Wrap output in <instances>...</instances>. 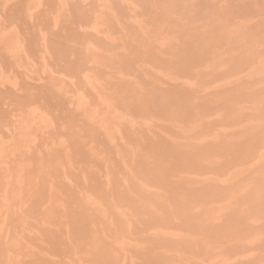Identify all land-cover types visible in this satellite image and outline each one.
<instances>
[{
    "label": "rangeland",
    "instance_id": "1",
    "mask_svg": "<svg viewBox=\"0 0 264 264\" xmlns=\"http://www.w3.org/2000/svg\"><path fill=\"white\" fill-rule=\"evenodd\" d=\"M0 264H264V0H0Z\"/></svg>",
    "mask_w": 264,
    "mask_h": 264
}]
</instances>
